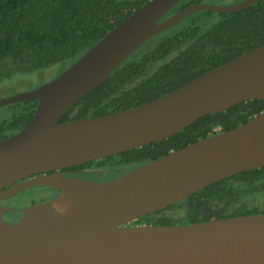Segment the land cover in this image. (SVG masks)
I'll list each match as a JSON object with an SVG mask.
<instances>
[{
	"label": "water",
	"instance_id": "95a60500",
	"mask_svg": "<svg viewBox=\"0 0 264 264\" xmlns=\"http://www.w3.org/2000/svg\"><path fill=\"white\" fill-rule=\"evenodd\" d=\"M151 0L58 78L0 100L37 101L31 121L0 140V201L36 188L60 192L9 224L0 207V264H264V213L190 225H138L214 183L264 167V111L248 123L171 151L107 182L33 175L80 166L163 141L208 116L264 101V43L149 103L60 123L87 94L159 34L198 12L234 13L261 0L193 5Z\"/></svg>",
	"mask_w": 264,
	"mask_h": 264
},
{
	"label": "trees",
	"instance_id": "16d2710c",
	"mask_svg": "<svg viewBox=\"0 0 264 264\" xmlns=\"http://www.w3.org/2000/svg\"><path fill=\"white\" fill-rule=\"evenodd\" d=\"M151 0H0V81L76 62L105 35ZM241 0H183L163 19L193 5ZM264 43V0L234 13L198 12L147 42L107 81L83 97L60 123L98 118L149 103ZM36 101L0 115V140L22 130ZM264 111V101L241 103L208 115L183 131L141 148L80 165L86 174L125 171L208 137L233 130ZM117 174V173H116ZM97 176V175H94ZM264 213V167L204 188L133 224L190 225Z\"/></svg>",
	"mask_w": 264,
	"mask_h": 264
},
{
	"label": "rangeland",
	"instance_id": "374dc122",
	"mask_svg": "<svg viewBox=\"0 0 264 264\" xmlns=\"http://www.w3.org/2000/svg\"><path fill=\"white\" fill-rule=\"evenodd\" d=\"M72 64H73L72 61H69L67 63L58 64L50 68L35 72L33 74L19 75V76L13 77L10 80L0 81V100L12 98L18 94H25V93H30L32 91H35L41 86L47 83H50L51 81L58 78ZM15 110L16 109H8V107L1 108L0 115H5L8 113V111H10L11 113L15 112ZM105 170L110 171V170H113V168L108 166V168H106ZM94 171H96L94 166L90 167L87 170V172L90 175V180L97 181V182H106V181L111 180L113 176L121 175L127 170L122 171V172L121 171L115 172L113 175L107 174L106 172H104L103 174H99L101 176H94L92 174L94 173ZM38 198L39 196L37 194V191H33V192H28L26 194L15 197L14 199H9L8 203L10 205H14L15 208L18 209V208L28 207L33 202H38L39 201Z\"/></svg>",
	"mask_w": 264,
	"mask_h": 264
},
{
	"label": "flooded vegetation",
	"instance_id": "af4514ba",
	"mask_svg": "<svg viewBox=\"0 0 264 264\" xmlns=\"http://www.w3.org/2000/svg\"><path fill=\"white\" fill-rule=\"evenodd\" d=\"M77 167H79V166L65 168V169H61V170H55V171H51V172H48V173H45V174L33 175V176H31L29 178H26V179H24V180H22V181H20V182H18L16 184H13L12 186L8 187L7 189H11V188L15 187L19 183H23V182L31 180V179H36V178H39V177L48 176V175H52V174L60 175V176L68 177V178H78V179L92 181V180H90L89 173L86 174L85 172H83L81 169H79ZM131 169H133V168H131ZM131 169H128L127 171H129ZM104 172H106L107 174H111V175H113L115 173L114 170H110L109 171V170H105L104 169V170H96L92 174L93 175H97V176H101L99 174H103ZM126 172H124L123 174H125ZM123 174H121V175H123ZM121 175L113 176V178H111V180H114V179L118 178ZM111 180H109V181H111ZM93 182H97V181H93ZM33 191H37V194L39 196V198H38L39 201L31 203L30 206H28V207L18 208L17 209V208H15L14 205H10L8 203L9 199L0 201V207L10 208V209L13 210L11 212L2 214V219L5 222L9 223V224H15V223L19 222L22 219V217H23L22 211L23 210H25L27 208H30V207H33L35 205L44 203V202H48V201L54 200V199H56L57 197L60 196V192L58 190L53 189L51 187L40 186V187H36V188H32V189L23 191V192L19 193L18 195H16L15 197H18L20 195L26 194L28 192H33ZM15 197H13L11 199H14ZM142 225H147V224H142ZM127 226L128 227H132V226H138V225L131 223L130 225H127Z\"/></svg>",
	"mask_w": 264,
	"mask_h": 264
}]
</instances>
